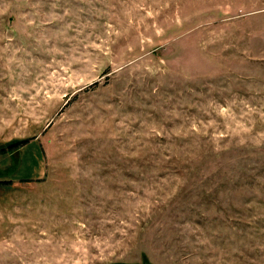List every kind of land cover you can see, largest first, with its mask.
<instances>
[{"label":"rangeland","instance_id":"rangeland-1","mask_svg":"<svg viewBox=\"0 0 264 264\" xmlns=\"http://www.w3.org/2000/svg\"><path fill=\"white\" fill-rule=\"evenodd\" d=\"M25 147L0 264H264V0H0Z\"/></svg>","mask_w":264,"mask_h":264},{"label":"crops","instance_id":"crops-1","mask_svg":"<svg viewBox=\"0 0 264 264\" xmlns=\"http://www.w3.org/2000/svg\"><path fill=\"white\" fill-rule=\"evenodd\" d=\"M28 141V140H27ZM27 144H29V142H27ZM26 144V145H27ZM32 144V143H31ZM30 145V144H29ZM34 145V144H33ZM32 145V146H33ZM28 146V145H27ZM26 148H28V147H25V148H19V149H17V150H15L14 152L12 151H10V152H8V154L7 153H4V151H5V149L3 148V149H1V154H0V156L2 155V157H5V158H7V155H10V156H15V155H18V153L20 152V151H24V150H26ZM29 150V149H28ZM37 178H32V180H36ZM9 182H12L11 180H8ZM22 181H28V180H22Z\"/></svg>","mask_w":264,"mask_h":264},{"label":"trees","instance_id":"trees-1","mask_svg":"<svg viewBox=\"0 0 264 264\" xmlns=\"http://www.w3.org/2000/svg\"><path fill=\"white\" fill-rule=\"evenodd\" d=\"M21 144H27V141H21V142L15 143L14 145L10 146V149L11 150L15 149V147H18Z\"/></svg>","mask_w":264,"mask_h":264}]
</instances>
